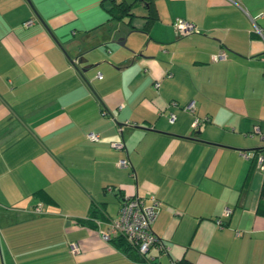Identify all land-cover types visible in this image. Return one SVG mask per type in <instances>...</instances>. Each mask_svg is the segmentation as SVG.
I'll list each match as a JSON object with an SVG mask.
<instances>
[{"label":"crops","instance_id":"obj_1","mask_svg":"<svg viewBox=\"0 0 264 264\" xmlns=\"http://www.w3.org/2000/svg\"><path fill=\"white\" fill-rule=\"evenodd\" d=\"M108 1L0 0V262L264 264V0H153L147 28ZM148 194L160 249L134 261L98 230Z\"/></svg>","mask_w":264,"mask_h":264},{"label":"built area","instance_id":"obj_2","mask_svg":"<svg viewBox=\"0 0 264 264\" xmlns=\"http://www.w3.org/2000/svg\"><path fill=\"white\" fill-rule=\"evenodd\" d=\"M31 23L32 20L27 21L24 23V26H28ZM172 26L178 36H186L195 31L193 24L181 19L174 20ZM253 31L264 43V29L254 27ZM225 58V52L219 51L211 56V62L224 61ZM97 78L99 79L100 76H97ZM156 86L157 84H154L155 88ZM184 109L191 111V106H187ZM172 121L173 117H168V122L171 123ZM206 121V118H194L191 123L192 130L197 129L200 124ZM254 132L258 134L257 129H255ZM85 137L90 142H96L98 140V136L94 133H89ZM110 147L115 150H122L123 145L122 143H111ZM241 156L245 159L250 155L248 153H242ZM254 159L256 168L259 171L264 172V156L256 154L254 155ZM116 166L119 168H125L128 167V162L125 160H119ZM159 207V202L152 194H148L145 198H140L138 196L123 197L120 201L117 217L110 220L106 224L104 230H98V235L102 241L107 243H109L111 239L119 237L133 247L139 256L146 257L151 248L158 247V249H160L158 240L150 230V226L157 215ZM39 211L40 208L37 207V209H34L32 212L39 213ZM229 214L230 211L225 209L223 216L227 217ZM220 224V221L217 220L216 225L219 226ZM68 252L71 255H76L79 252L76 244H69Z\"/></svg>","mask_w":264,"mask_h":264},{"label":"trees","instance_id":"obj_3","mask_svg":"<svg viewBox=\"0 0 264 264\" xmlns=\"http://www.w3.org/2000/svg\"><path fill=\"white\" fill-rule=\"evenodd\" d=\"M135 4L138 5L142 4L145 7L146 16H145L144 28H147L156 19L155 10L153 7V0H133L131 3L115 2L114 0H110V6L107 9H105V13L108 16L109 20L121 21L124 18H130L133 16L131 14V10L132 7L135 6ZM254 154L256 155L260 153L255 152ZM254 167H256L255 163H254ZM260 197L262 200H264V184L262 185ZM109 243H111L116 249L120 250L128 258L134 261L140 260L141 256H139L136 250L130 245H128L123 239L116 237L115 239H111ZM177 264H188V263L185 262L184 260H181Z\"/></svg>","mask_w":264,"mask_h":264},{"label":"rangeland","instance_id":"obj_4","mask_svg":"<svg viewBox=\"0 0 264 264\" xmlns=\"http://www.w3.org/2000/svg\"><path fill=\"white\" fill-rule=\"evenodd\" d=\"M130 1L132 2V0H130ZM130 1H128V2L131 3ZM108 5H109V1L108 0H105L104 6L107 7ZM138 7H139V5L138 4H135V6L132 7V12H134L135 14H137V12L140 11V9H138ZM115 44H116V40H115ZM116 45H118V44H116ZM123 48H125V47H123ZM0 264H2V263L0 262Z\"/></svg>","mask_w":264,"mask_h":264},{"label":"water","instance_id":"obj_5","mask_svg":"<svg viewBox=\"0 0 264 264\" xmlns=\"http://www.w3.org/2000/svg\"><path fill=\"white\" fill-rule=\"evenodd\" d=\"M118 45H121V46H122L123 44H118ZM83 71H84V70H82V71H80V72L82 73Z\"/></svg>","mask_w":264,"mask_h":264}]
</instances>
